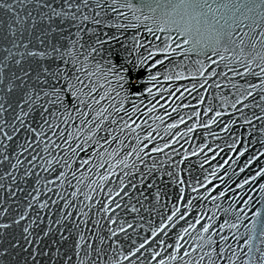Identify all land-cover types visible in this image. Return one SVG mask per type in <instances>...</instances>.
Here are the masks:
<instances>
[{
    "label": "snow or ice",
    "instance_id": "1",
    "mask_svg": "<svg viewBox=\"0 0 264 264\" xmlns=\"http://www.w3.org/2000/svg\"><path fill=\"white\" fill-rule=\"evenodd\" d=\"M124 8L134 19L139 17L133 9L151 22L143 28L155 43L145 37V45L133 36L129 47L127 25L117 22L125 18ZM185 61L198 65L201 88L223 87L235 96L231 106L241 115L237 105L247 108L243 102L251 98L261 115L244 116V124L264 121V0H0V261L133 264L152 241L171 249L164 259L151 251L157 264H264V210L249 217L244 209L230 213L217 205L210 214L202 211L194 222L185 221L172 243L153 240L159 232L168 236V223L178 214L180 220L189 215L174 205L158 228H145L150 236L137 231L144 227L140 221L151 224L162 197L171 199L170 185L185 183L171 164L151 156L162 153L161 147L146 150L152 133L136 132L140 125L132 117L137 101L143 103V74L159 66L166 79L172 78L169 72L180 79L175 68ZM149 80L155 77L149 74ZM132 139L135 144L121 161L131 171L107 194L111 203L94 208L84 202L91 195L80 200L81 169L103 168L105 155L118 154L112 146L127 148L125 140ZM183 191L176 199H183ZM217 212L230 218L220 222ZM133 235L142 241L138 246Z\"/></svg>",
    "mask_w": 264,
    "mask_h": 264
},
{
    "label": "water",
    "instance_id": "2",
    "mask_svg": "<svg viewBox=\"0 0 264 264\" xmlns=\"http://www.w3.org/2000/svg\"><path fill=\"white\" fill-rule=\"evenodd\" d=\"M120 2L124 3L125 0ZM127 2L139 4L140 0H127ZM121 11L125 14V18L117 22L127 25L125 35L129 47L132 46L133 36L145 45L147 41L155 43L153 37L143 28L144 24L151 26L150 21H145L143 15L135 9L133 11L139 17L138 20L133 18V13L128 9L124 8ZM143 12L144 15L149 14L147 9ZM121 39L124 40V36ZM174 59L180 62L182 58L177 56ZM192 60H195V57H192ZM165 64L167 65V61ZM184 64V67L175 68V72L181 75L180 79H176L173 72L168 73L172 78L166 79L164 69L159 66L150 73L148 70L144 72V90L140 95L143 103L137 101L139 111L132 117L135 123L140 125L136 132L141 137L146 136L149 131L152 133V143L146 150L151 152L152 147H161L162 153H151V156L158 161H167L166 167L171 164L172 169L178 173V178L185 182L183 185H170L171 199L162 197L161 205L163 206L158 207V212L152 215L151 224L140 221L144 227L137 230L141 237L150 236L151 233L145 232V228H158L161 217L166 220L173 211L174 205L180 208L181 212L188 211L189 215L185 217V220H180L178 214L174 218V223H168L167 237L163 232H159L157 237L152 238L153 240L164 239L167 243H172L177 233L183 234L182 229L187 227L185 221H192V217L202 211L210 214L211 211L216 210L217 205L230 213H234L237 209H244L249 217L257 210H264V188L261 187L264 186V172L261 171L264 169V135L261 134L264 121H253L254 127L244 124V116L251 118L252 112L261 115L260 109L251 103L250 98L243 102L248 105L247 108L237 105V108L243 109L244 115H241L231 106L235 102V96L229 95L228 90L223 87L216 89L205 85L201 88L203 79L198 74V65L190 61H185ZM149 74L154 76L155 80L150 81ZM249 79L253 78L249 77ZM254 95L256 102L261 103L260 95ZM125 106L130 108V104ZM189 128L192 131H189ZM165 143L169 144L168 148H164ZM125 144L130 146L127 148L120 145L112 146L119 150L118 154L111 157L105 155L103 168L97 166L91 171L87 168L81 169L85 175L82 177L83 183L79 186L80 200H84L85 195H91L93 199L84 200V202L92 204L94 208H98L101 201L111 203L106 199L107 194L119 184L120 179L124 178L125 172L131 171L130 168H125L121 161L125 160V153L132 150L131 145L135 144V140H125ZM108 151L111 152L112 148ZM168 157H171V160H168ZM134 158V156L130 157L126 162L131 164ZM146 160L147 163H152V159L146 158ZM94 163L99 165L100 161H94ZM137 167L142 165L137 162ZM258 172L260 175H256ZM77 175L79 176L80 173ZM102 176L105 177L104 180H101ZM245 180L248 181L247 184L244 183ZM90 184L95 191L89 189ZM180 188L184 190L182 200L175 197V193L179 192ZM221 192L224 193L223 196L220 195ZM213 197H215L214 200ZM113 199L117 203L120 202L115 195ZM189 200L192 201L191 205H188ZM245 201H248L247 205ZM112 207L115 209V204H112ZM116 211L122 214L120 210ZM217 218L223 222L224 218L230 217H226L223 212H217ZM148 219L149 217L145 215V220ZM199 230L200 227L197 225L190 230L191 235L195 236ZM244 231L242 227L240 232L244 233ZM132 238L136 240L137 246L142 242L135 235ZM189 238L187 234H184L185 240ZM150 245V248L146 245L148 251L141 250L144 255L140 259L132 258L133 264H157L156 261L150 260L152 250L161 252L158 259H164L168 251H171V249L168 251L160 249L152 241ZM0 264H6V262L0 261ZM122 264H128V262L122 261ZM166 264H177V262L166 261Z\"/></svg>",
    "mask_w": 264,
    "mask_h": 264
}]
</instances>
